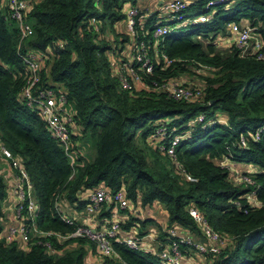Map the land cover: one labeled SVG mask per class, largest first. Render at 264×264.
Returning a JSON list of instances; mask_svg holds the SVG:
<instances>
[{"label": "trees", "instance_id": "trees-1", "mask_svg": "<svg viewBox=\"0 0 264 264\" xmlns=\"http://www.w3.org/2000/svg\"><path fill=\"white\" fill-rule=\"evenodd\" d=\"M139 1L31 0L25 19L33 33L18 50V26L9 18L5 0H0V143L22 161L29 174L37 205L35 225L52 233L32 234L26 247L18 240L7 243L3 239L8 184L0 174V264H94L87 256L95 250L94 242L67 235L82 225L81 215L86 218L87 192L101 185L111 192L122 190L134 204L159 202L169 225L187 232L198 231L187 211L190 205L196 207L225 239L218 252L188 253L186 257L191 255L196 264H264V60L241 57L233 46L225 52L215 41L218 32L226 36L228 23L243 20L264 40V0H225L213 7L215 12L206 23L167 34L158 42L152 38L157 11L138 23L135 17L139 38L146 33L150 39L154 61L153 72L143 75L145 81L192 73L201 79L202 97L191 103L139 86L126 90L115 77L113 60H126L124 47L131 42L126 29L118 25L125 24L126 9ZM207 1L196 0L187 11L206 12ZM56 41L63 46L55 50L50 80L64 87L77 132L95 139L96 154L91 160L79 147L80 135L74 133L71 162L39 111L21 95L28 69L20 54L44 52ZM160 51L169 58L199 61L212 69L197 76L189 62L165 64ZM200 113L205 114V121L220 116L225 122L188 125ZM160 122H168L170 131L153 137ZM260 127L257 140L246 136L247 146H237L240 134ZM175 135L180 142L172 158L159 147L168 145ZM226 155L236 164L254 168V185L231 179L229 171L218 165ZM182 170L197 181H187ZM250 190H255L260 206H250L245 198ZM120 213L119 231L111 239L117 258L111 261L167 264L152 252L129 248L123 242L137 224L141 229L136 238H141L146 222L126 210ZM111 215L112 208L103 205L95 218L100 220L97 228L107 227Z\"/></svg>", "mask_w": 264, "mask_h": 264}, {"label": "built area", "instance_id": "built-area-1", "mask_svg": "<svg viewBox=\"0 0 264 264\" xmlns=\"http://www.w3.org/2000/svg\"><path fill=\"white\" fill-rule=\"evenodd\" d=\"M196 0H169L166 4H162L155 10L140 9L136 6H129L126 9L125 29L131 37V42L127 47V59L113 60L114 75L122 88L132 90L134 86L143 89H153L157 92H163L167 96L182 100L188 103L202 97V87L199 83L188 84L182 82L180 77H173L168 80H153L147 83L143 75L151 74L154 70L153 57L149 51L150 39H146L147 34H142L139 38V32L136 29L137 23L145 21L151 17L154 11L164 8L168 22L165 23L158 13V17L154 22L152 30V38L158 42L162 41L167 34L180 31L182 29H190L195 25L206 23L213 14L210 9L224 2L225 0H209L205 3L206 12L190 13L187 11L190 4ZM31 5V0H6L9 18L15 20L19 29L18 50L22 42L32 35L33 29L31 24L25 19V13ZM227 36L231 40V46L236 49L241 57H255L258 60H264V40L257 34L255 27H252L248 21L243 20L239 23L230 22L226 26ZM63 46L62 41H56L52 45L46 47L44 52L23 51L20 58L28 69V75L21 89L22 98L26 104L39 111L46 122L52 137L57 141L58 145L68 155L72 162L73 157L69 154L71 138L73 134H79L77 128L73 126V116L67 107L66 92L60 83L50 80V76L46 71L44 61L54 59L55 50ZM158 52V49H155ZM160 56L165 64L169 65L173 62L191 63L190 68L195 75L209 74L212 67L208 64L195 60L183 59L180 57L169 58L160 51ZM44 71V77H42ZM217 121L225 122L219 116L218 119H210L205 121V114L200 113L197 117L190 121L188 125L196 122L213 124ZM174 129H171L173 131ZM263 128L250 131L247 135L240 134L237 146L240 148L247 146L246 136L252 140H257ZM170 130L168 122H160L157 124L152 136H165ZM80 135V134H79ZM180 142V137L175 135L169 141L168 145H161L159 150L166 153L169 157H175V150ZM0 159L7 162L12 169V195L15 199L14 216L16 224L8 227L7 232L2 233L3 239L10 243L18 240L23 247L28 245L30 236H50L51 232L41 231L35 225V214L37 205L33 197V184L29 174L25 169L22 161L14 156L12 152L0 143ZM218 165L229 171L231 179L236 183H244L245 185H254L251 174L254 168L246 171L239 170L236 163L228 156H223L218 161ZM250 166V165H248ZM185 179L189 182H196L197 179L182 170ZM71 178V177H70ZM245 198L251 203L250 206H260L261 203L256 200L255 190H250ZM85 205L86 219L96 214L100 208L108 206L112 208L111 219L107 227L97 228L89 227L82 224L76 226L75 230L67 237H87L94 242L101 256V264H114L111 260L117 258L111 245V239L117 235L119 231V218L122 217L120 211L126 210L133 215L140 213V207L137 203L130 202L124 195L122 190L111 192L104 186H98L92 191L87 192ZM23 211L26 215L22 217ZM188 214L198 227V232L204 240L198 239L193 234L177 227H170L166 231V243L160 248H148L141 245L142 237H125L123 242L132 249H144L157 255L167 264H183L184 257L188 253L205 254L209 252H218L219 246L224 245L225 239L221 237L208 223L206 217L193 205L188 207ZM68 224H73L69 217H63ZM24 220V222H22ZM180 231H184L181 234ZM60 237L58 234H56ZM50 247L49 243H45ZM190 264H196L191 255ZM119 264H125L123 260H119Z\"/></svg>", "mask_w": 264, "mask_h": 264}, {"label": "crops", "instance_id": "crops-1", "mask_svg": "<svg viewBox=\"0 0 264 264\" xmlns=\"http://www.w3.org/2000/svg\"><path fill=\"white\" fill-rule=\"evenodd\" d=\"M168 1L169 0H166L164 2L162 1V3L159 4V1L157 0H141L138 2L136 6L140 9L155 10V9H158L159 7H162ZM4 4L6 5V0ZM157 12H159V15H161L160 17L163 19V21L167 23L168 19L166 18V13H165L164 8H160L159 10H157ZM118 27L121 30L125 29V24L118 25ZM225 37H228L227 34ZM52 61L53 59H49L48 61H44L43 63V65L46 66V71L48 72V74H49V68H50ZM181 75H182L180 76L181 81L188 83V84L198 83L201 80L193 76L192 73L190 75L189 74H181ZM193 78H197L198 80L194 81ZM91 139L93 141L94 138H91ZM92 146H93V143H92ZM85 149H86L85 147L84 149L81 148V151L84 154V156L87 159H89L88 156L90 152L89 153L85 152L84 151ZM236 165H237V168L242 171H246V169L247 170L252 169V167L248 165H243V164H236ZM0 174L3 177H5L7 184H8L7 185L8 195H7L6 201L4 202L5 216H4V221H3V225H4L3 233L5 234L7 232L8 227L16 224V219L14 216L15 199L12 195V184H13L12 169L9 167L7 162L3 159H0ZM137 206L140 207V213L137 214L135 217L140 222H146L145 228L142 229L141 245L146 246L148 248L153 247L157 249L158 247H162L167 241L166 236L164 237V235H166L165 233L168 230V228L171 227L168 223V216H167L164 206L160 204L159 202H153L151 204H146V205H142L139 202ZM97 215H98V212L96 214L89 216L88 219L86 218L84 219L83 218L84 215L83 216L81 215L80 219L82 220V224L88 225L89 227H99L100 220L95 219ZM102 223L104 224L105 222L103 221ZM140 229H141L140 224H137L136 226H132L130 228V232L124 235V238L125 237H136V235H139ZM180 232L181 234H184V231H180ZM193 234L198 239L204 240V238L201 236V234L198 231H194ZM87 256H88V261H90L91 263L98 264L101 261L100 252L98 251L97 247L95 248L94 251L89 250V253ZM183 262L184 264H188L191 262V259L188 260L187 257H184Z\"/></svg>", "mask_w": 264, "mask_h": 264}, {"label": "rangeland", "instance_id": "rangeland-1", "mask_svg": "<svg viewBox=\"0 0 264 264\" xmlns=\"http://www.w3.org/2000/svg\"><path fill=\"white\" fill-rule=\"evenodd\" d=\"M213 9H210L209 12H212ZM224 33H221V32H218V34L216 35L217 37L215 38V41L219 42V45H218V49L220 50H223L225 52H229L231 49H229V47H231V40L228 38V37H225L223 35ZM214 41V42H215ZM119 49H120V45H118ZM128 47V45H125L124 47V50ZM194 81H197L198 79L197 78H193ZM81 139L80 141L78 142L79 144V147H81L82 149H84V147L86 148L84 151L89 153V159H93V157L95 156L96 154V141L95 139H93L92 141V137L88 135V133H86L85 136H82L80 135ZM139 140V138H138ZM92 143H93V146H92ZM83 145V146H81Z\"/></svg>", "mask_w": 264, "mask_h": 264}, {"label": "water", "instance_id": "water-1", "mask_svg": "<svg viewBox=\"0 0 264 264\" xmlns=\"http://www.w3.org/2000/svg\"><path fill=\"white\" fill-rule=\"evenodd\" d=\"M161 3H162V0L159 1V4H161Z\"/></svg>", "mask_w": 264, "mask_h": 264}]
</instances>
